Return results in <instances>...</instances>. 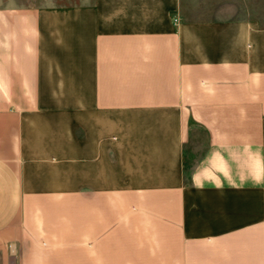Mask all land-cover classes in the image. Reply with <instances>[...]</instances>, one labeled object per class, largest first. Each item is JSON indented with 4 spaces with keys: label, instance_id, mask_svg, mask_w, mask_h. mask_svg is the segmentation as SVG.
<instances>
[{
    "label": "crops",
    "instance_id": "0c3cea01",
    "mask_svg": "<svg viewBox=\"0 0 264 264\" xmlns=\"http://www.w3.org/2000/svg\"><path fill=\"white\" fill-rule=\"evenodd\" d=\"M0 264H264V0H0Z\"/></svg>",
    "mask_w": 264,
    "mask_h": 264
},
{
    "label": "built area",
    "instance_id": "2783aa9c",
    "mask_svg": "<svg viewBox=\"0 0 264 264\" xmlns=\"http://www.w3.org/2000/svg\"><path fill=\"white\" fill-rule=\"evenodd\" d=\"M177 22H178V19H177V18H174V19H173V23H174V24H177Z\"/></svg>",
    "mask_w": 264,
    "mask_h": 264
}]
</instances>
